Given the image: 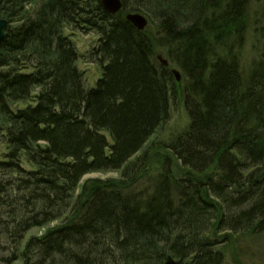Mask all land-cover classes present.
Instances as JSON below:
<instances>
[{
    "label": "trees",
    "instance_id": "obj_1",
    "mask_svg": "<svg viewBox=\"0 0 264 264\" xmlns=\"http://www.w3.org/2000/svg\"><path fill=\"white\" fill-rule=\"evenodd\" d=\"M121 2L0 0V264H224L264 234V6L242 69L251 0ZM68 27L98 36L94 87ZM176 99L189 124L158 139Z\"/></svg>",
    "mask_w": 264,
    "mask_h": 264
},
{
    "label": "rangeland",
    "instance_id": "obj_2",
    "mask_svg": "<svg viewBox=\"0 0 264 264\" xmlns=\"http://www.w3.org/2000/svg\"><path fill=\"white\" fill-rule=\"evenodd\" d=\"M264 6V0H251L248 17L249 28L246 35V43L241 50V67L247 69L251 61L256 57L257 46H255V35L253 24L259 18L261 9ZM262 22L259 23V25ZM67 35L76 47L79 54L76 65L83 72V85L86 89L94 87L96 81L101 76L102 66L99 61L90 58V49L95 45L97 34L95 32L81 31L79 29H64ZM189 124V117L183 107L182 101L176 99L171 102L169 118L164 128L158 134V139L168 140L170 136L183 132ZM109 139V135L104 133ZM5 151L4 144L0 141V157ZM117 171H93L86 173L82 179H106L116 178ZM54 223L46 224L42 227H32L27 234L40 236ZM221 249V248H220ZM222 251L225 253L224 264H264V234L262 236L248 235L242 238H236L232 244L226 246ZM235 259V260H234Z\"/></svg>",
    "mask_w": 264,
    "mask_h": 264
},
{
    "label": "water",
    "instance_id": "obj_3",
    "mask_svg": "<svg viewBox=\"0 0 264 264\" xmlns=\"http://www.w3.org/2000/svg\"><path fill=\"white\" fill-rule=\"evenodd\" d=\"M101 6L103 9L110 13V14H116L122 6L121 0H100ZM125 19L130 22L135 28H137L139 31H142L146 28L147 26V19L146 17L138 12H127L125 14ZM7 20L5 18H0V40L2 39L3 36V29L6 26ZM157 60L164 66L168 65V61L166 58H164L161 54L156 55ZM171 74L174 76L175 81L179 84H181V74L180 71L172 67L170 69ZM173 261L171 259H167L162 264H172Z\"/></svg>",
    "mask_w": 264,
    "mask_h": 264
}]
</instances>
